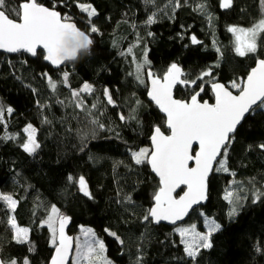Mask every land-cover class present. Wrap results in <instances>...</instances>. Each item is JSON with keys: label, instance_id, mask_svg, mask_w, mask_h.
<instances>
[{"label": "trees", "instance_id": "trees-1", "mask_svg": "<svg viewBox=\"0 0 264 264\" xmlns=\"http://www.w3.org/2000/svg\"><path fill=\"white\" fill-rule=\"evenodd\" d=\"M36 1L71 17L92 34L94 46L91 55L59 70L44 61L42 51L36 58L0 53V104L13 109L11 116L5 111L7 122L0 123V192L17 201L14 212L0 201L3 259L49 263L55 246L42 221L54 205L69 218L72 235L81 225L93 227L105 242L108 258L117 264H264V196L253 202V195L245 190L251 185L264 189V149L259 147L264 144V107L256 108L234 135L227 150L228 172L214 171L207 205L188 220L202 228L197 217L202 212L221 225L211 235L212 246L200 249L195 260L186 255L176 227L144 220L159 181L147 161L136 164L132 157L150 145L155 126L166 131L165 117L147 98V80L140 74L137 79L141 54L146 52L147 68L159 75L179 63L188 80L211 71L214 81H244L257 59L264 58V32L257 51L241 57L229 28L251 27L259 21L264 15L261 0H232L227 9L220 6L221 0H180L175 10V0L173 5L169 0ZM21 2L7 0V6ZM78 4H90L96 15L89 18ZM198 4H204L206 12L198 11ZM153 13L155 22L146 24ZM92 25L97 32L91 33ZM193 36L199 43L192 42ZM64 73H68L66 83ZM94 80L109 90L115 103L108 104L104 92L95 90L82 94L90 112L76 108L72 91ZM209 85L204 86L201 99L213 101ZM198 90L179 86L175 96L187 100ZM93 104L97 107L92 108ZM28 124L36 128L40 145L33 154L14 139L4 138ZM81 176L90 197L80 191ZM230 185L242 186L240 191L247 196L232 218L225 199ZM12 215L29 229L28 242L14 239Z\"/></svg>", "mask_w": 264, "mask_h": 264}, {"label": "snow or ice", "instance_id": "snow-or-ice-1", "mask_svg": "<svg viewBox=\"0 0 264 264\" xmlns=\"http://www.w3.org/2000/svg\"><path fill=\"white\" fill-rule=\"evenodd\" d=\"M145 2L153 3L154 0H145ZM169 5H173V0H169ZM231 5L232 0H221L222 8L227 9ZM261 5L262 11H264V0H261ZM179 6H181L180 0H175L173 10ZM78 7L81 11L86 12L89 18L96 15V10L90 4H78ZM197 10L206 12V7L204 4H198ZM70 20L71 17L65 15L62 18L59 12L38 4L36 0H22L17 7L11 8L7 6V0H0V50L9 53L23 51L32 56H37L38 51H42L44 52L43 59L53 65L73 61L79 49L87 47L93 41L89 35L85 36L75 23L69 22ZM154 22L155 13L145 21L146 24ZM89 23H91L90 20ZM97 31L98 29L92 25L91 32ZM229 31L235 35L236 54L244 57L257 51L258 36L264 32V19L252 28L244 29L232 26ZM192 42L199 43L195 36L192 37ZM131 51L129 48L128 52L131 53ZM148 63L145 52L143 63L137 65V79H140L139 73L143 65ZM147 75L151 80L148 95L166 114L167 128L170 134L165 135L157 126L151 137L153 149L142 148L138 152L132 153L136 164L145 161L150 163L160 180L159 190L154 194V206L147 210V214L143 218L145 221L151 218L156 222L169 220L175 224L188 214L194 204L206 198L205 181L209 171L212 170L213 163L219 164L216 171H228L226 167L227 150L234 138L237 125L240 124L245 113L254 106L264 107V59L257 61L256 67L251 69L246 81L242 84L236 81L232 82L231 87L238 90V95H234L224 84L213 81L211 89L215 97L214 104H210L208 101L201 103L198 99L205 91V87L203 84L198 85L197 81H203L205 77H212L211 71L201 73L195 80H188L182 69L176 64H172L163 77L156 76L151 71H148ZM67 76L68 73H64L65 83ZM140 82L144 81L141 79ZM49 84L55 90L56 84L50 78ZM176 85L193 89L198 87L199 90L194 91L188 101L178 100L174 99L172 94ZM93 91L92 85L88 83H85L79 90H73L71 95L74 106L90 112L85 107L82 94H91ZM104 96L107 98L108 104L115 103L107 89L104 90ZM96 107V104L92 105V108ZM5 111L11 114L13 109L10 107L5 109L0 104V123H3ZM120 119L124 120L125 117L121 114ZM45 122L47 121L45 120ZM93 123L97 124L99 128L104 127L103 124H99L95 120ZM24 132L27 134V140L21 147L30 154L34 153L40 147L35 138L36 129L28 124ZM4 138L14 139L15 137L6 135ZM259 147L264 149V144ZM189 162L194 166L190 167ZM72 179L73 177L69 176V180ZM78 183L80 191L90 197L91 194L87 191L84 177L81 176ZM181 185L186 186L187 191L178 199L174 198L173 192ZM253 196L255 199H260L261 196H264V192L257 189L253 192ZM127 199L131 200L130 197ZM225 199L233 205L229 215H235L241 197L228 192ZM0 201L5 202L7 207L14 212L17 201L11 195L0 194ZM68 220L69 218L63 216L53 205L48 218L42 221V224H46L51 232V243L56 246V255L53 256L51 264H67L73 240L72 237L65 235V225ZM9 223L16 232L14 239H17L19 243L25 242L29 230L19 228L14 216L9 217ZM204 223L207 228L206 233L197 231L195 224L175 229L181 237V243L184 244L186 255L193 260L200 249L212 246L211 234L221 227L207 217L204 218ZM81 231L87 239L83 243L76 244L72 264H82V262L111 264V261L103 255L105 252L104 243L95 236V232L91 228L84 229L83 227ZM106 231L108 230L106 229ZM109 234L116 236L115 233ZM116 238L119 239V237ZM0 264H4V262H0ZM11 264H16V261H11ZM24 264H29L27 259Z\"/></svg>", "mask_w": 264, "mask_h": 264}, {"label": "water", "instance_id": "water-1", "mask_svg": "<svg viewBox=\"0 0 264 264\" xmlns=\"http://www.w3.org/2000/svg\"><path fill=\"white\" fill-rule=\"evenodd\" d=\"M36 2H37V1H36ZM37 3H38V2H37ZM38 4H40V3H38ZM41 5H43V4H41ZM43 6H44V7H47V6H45V5H43ZM47 8H49L50 10H55V11L59 12L57 9L50 8V7H47ZM59 13H60V12H59ZM60 14H61V13H60ZM61 17H62V14H61ZM62 18H63V17H62ZM69 22H71V23H75L74 21H69ZM75 24H76V23H75ZM76 26H77L78 29H80L81 31H83L84 33H86L87 35H89V38L93 41L92 34L87 33L85 30H82L77 24H76ZM93 46H94V41H93V44L91 45V49L93 48ZM39 52H40V51H38V53H39ZM0 53H4V54H6V55H19V54H21V53H24V54H26V55L31 56L32 58H36V57L38 56V54H37V56H32L30 53L23 52V51H22V52H18V53H9V52H7V51H5V50H0ZM43 53H44V52H43ZM260 59H264V58H259V59H257V61L260 60ZM44 61H45V60H44ZM257 61L255 62V65H254L252 68L256 67ZM45 62H46L48 65H50L54 70H59V69L65 67L67 64H71V63H74V62H76V61L66 62V63L61 64V65H53V64H51L50 62H47V61H45ZM174 64H176L180 69H182V71H183V73H184V69H183V67H182L179 63H174ZM252 68H251V69H252ZM148 71H151L152 73H154L156 76H159V77H163V75H164L165 73H164L163 75H159V74H156V73L153 71L152 68H147V70H146V79H147V83H148L147 98H148V100H149V101H150V102H151V103H152V104L158 109V111H159V112L165 117V129H166V131H165L161 126H159V125H157V126H159V127L161 128V131L164 132L165 135H169L170 132H169V130H168V128H167L166 114H165V113L159 108L158 105H156V103H155V102L149 97V95H148V92H149V90H150V88H151V80H150V78H149L148 75H147ZM250 71H251V70H250ZM250 71H249V73H250ZM249 73H248V74H249ZM247 76H248V75H247ZM247 76H246V78L244 79V81H246ZM181 78L183 79L184 77H181ZM244 81H243V82H244ZM212 82H213V81H212ZM212 82H210V85H209L210 89H211V83H212ZM214 82L224 84L226 87H228V85H227L225 82H223V81H214ZM179 86H181V87H185V86H183V85H176V86L173 88V90H172L173 98H174V99H178V100H183V99L177 98V97L175 96L176 89H177ZM228 88H229V87H228ZM229 90L232 91L234 95H238V94H239V92H234V91L231 90L230 88H229ZM202 94H203V93H202ZM202 94H201V96H202ZM211 94L213 95V91H212V89H211ZM201 96L198 97V99L200 100L201 103H202L203 101H208L210 104H214V103H215V97H214V95H213V98H214L213 101H210L209 99H201ZM189 99H190V98H189ZM189 99H187V100L185 99V101H188ZM256 108H258V107H257V106H254L252 109H250L249 112L245 113V115H244L243 119L241 120L240 124L237 125V128H236V131H235L234 135L237 133V131H238L239 128L242 126V124L244 123V121L248 118V116H250V115L252 114V112H253ZM157 126H155V127H157ZM155 127H154V128H155ZM153 133H154V129H153ZM153 133H152V135H153ZM152 135H151V137H152ZM151 137H150V139H149V142H150V146H151V150H152V149H153V144H152ZM221 158H222V157H221ZM147 163H148V162H147ZM148 165H149V167H150V169H151V172H152V173L155 175V177L158 179V181H159V187H160V180H159L158 175H157V174L155 173V171L152 169L151 164L148 163ZM189 166H190V167H193L194 164H192L191 162H189ZM216 166H217V164L214 162V163H213L212 170L209 171L208 176H207V178H206V181H205V183H206L205 197H206V198H205V199L199 201V203H197V204H194V205L189 209L188 214L185 215V216L183 217L182 220L177 221L175 224H173V223H172L171 221H169V220H161V221H159V222H156V221H154L153 219L150 218V219L152 220L153 224L156 225V226H158V225H168V226H170V227H177V226H179V225H181V224L187 222V221L189 220V218L191 217V215L194 213V211H195L196 209H199L200 207L206 206L207 203H208V201H209V192H210V190H209V189H210L209 182H210V179H211V177H212V175H213V173H214V171H215V169H216ZM158 190H159V188H158ZM158 190H157V192H158ZM185 191H187L186 186L181 185L179 188H177V189L173 192L172 195H173L174 198H177V199H178L179 196L183 195ZM153 206H154V198H153V204H152L151 207H153ZM70 225H71V222H70V220H68V221L66 222V225H65V235H66V236H70V237H72L73 240H72V248H71V250L69 251L68 258H67V264H72L73 253H74V250H75V237H74V235H72V234L70 233V231H69V230H70ZM57 227H58V224H57ZM55 255H56V246L54 247V251H53V253H52V256H51V258H50L48 264H51L52 258H53V256H55ZM0 262H4V264H6L5 261H4V259H3V257H2L1 255H0Z\"/></svg>", "mask_w": 264, "mask_h": 264}, {"label": "rangeland", "instance_id": "rangeland-1", "mask_svg": "<svg viewBox=\"0 0 264 264\" xmlns=\"http://www.w3.org/2000/svg\"><path fill=\"white\" fill-rule=\"evenodd\" d=\"M262 19H264V15H263V17L260 19V20H262ZM259 20V21H260ZM259 21H257L255 24H257ZM254 24V25H255ZM254 25H252L251 27H241V26H236L237 28H244V29H248V28H252ZM92 33V32H91ZM232 33V32H231ZM233 34V39H234V43H235V35H234V33H232ZM261 35V34H260ZM260 35L258 36V39H257V45H258V40H259V37H260ZM257 49H258V46H257ZM250 54H254V53H250ZM142 56H141V58H140V61H138V64H142L143 63V61H144V59H145V53H142L141 54ZM146 59H147V56H146ZM137 64V65H138ZM105 65V63H100V65L99 66H104ZM148 67V65L147 64H144L143 65V68L141 69V71H140V75L142 76V78H144L145 77V79H146V69L145 68H147ZM136 71H137V69H136ZM147 80V79H146ZM205 80V82H204V86L206 85V83H210V82H212V81H214L211 77H206V79H204ZM236 82H238V83H243V79H239V81H236ZM88 84H90V85H92V87H93V89H94V91L95 90H103V86L101 85V84H99L97 81H91V82H89ZM231 84H232V82H230V83H228L227 85H228V87L231 89V90H233L234 92H238V90L237 89H234V88H232L231 87ZM83 87V86H82ZM107 89V88H106ZM93 91V92H94ZM109 91V90H108ZM84 94V93H83ZM13 113V112H12ZM11 113V114H12ZM8 114V113H7ZM11 114H8V116H11ZM3 122L4 123H6L7 122V119H6V117H5V113H4V117H3ZM33 126V125H32ZM34 127V126H33ZM35 128V127H34ZM36 129V128H35ZM91 129V128H90ZM93 135V134H92ZM35 138H36V141L38 142V140H37V130H36V136H35ZM142 148H147V149H149V150H151V146L150 145H147V146H143V147H141V149ZM38 149H36V151H37ZM35 151V152H36ZM34 152V153H35ZM138 152V151H137ZM227 166V165H226ZM219 167V164H217V166H216V168H218ZM220 171H223L224 172V170H220ZM226 172H228V171H226ZM236 186L237 185H234L233 186V188H231V185L226 189V191H225V195L228 193V192H232L233 193V195L234 196H239V197H241V199H240V201H239V208H238V210H237V212L242 208V206L245 204V202H246V200H247V196L245 195V193H241V191H240V189L242 188L243 189V187L242 186H240V187H237L236 188ZM257 189H259L261 192H264V189H260V188H257V187H255L254 185H251L250 186V188L248 189V188H245V190H248V192L251 194V195H253V192L255 191V190H257ZM253 191V192H252ZM247 193V192H246ZM13 198V197H12ZM14 199V198H13ZM253 199L254 200H257V199H255V197L253 196ZM15 200V199H14ZM228 201V205H227V208H228V217L229 218H232L234 215H232V216H230L229 215V212H230V210H231V208L233 207V205L229 202V200H227ZM237 212H236V214H237ZM50 213V212H49ZM235 214V215H236ZM12 216H14V215H12ZM48 216H49V214H48ZM48 216L45 218V220L48 218ZM199 216V217H198ZM197 217L199 218V221H200V224L202 225V228H200V226H199V224L198 223H193V222H186V223H183V224H181V225H179V226H177V227H188V226H190V225H192V224H195L196 226H197V231H199V232H207V228H206V226H205V223H204V218L205 217H207V218H209L210 220H214L216 223H218L219 225H220V223L218 222V221H216L213 217H208V216H206L204 213H202V212H199L198 213V215H197ZM15 222H16V225L19 227V228H27V227H22V226H20L19 224H18V222L15 220ZM58 224V223H57ZM46 225V224H45ZM221 226V225H220ZM82 227L84 228V229H88V228H91L94 232H95V236L97 237V238H99L100 240H102L103 241V239L96 233V231H95V229L93 228V227H91V226H88V225H81L80 227H79V231L74 235V237H75V250H76V244L77 243H83V241L85 240V239H87V237H85L84 235H83V233H82V231H81V229H82ZM176 227V228H177ZM175 228V229H176ZM28 229V228H27ZM14 230V229H13ZM29 230V229H28ZM51 233V232H50ZM16 235V232H15V230H14V236ZM212 235V234H211ZM29 236H30V234H29V231H28V233H27V239H26V241L24 242V243H26V242H28L29 241ZM17 240V239H16ZM210 242H211V237H210ZM103 243H104V246H105V252L103 253V255L104 256H106L107 257V259L109 260V261H111V264H117V263H115L114 261H112L110 258H108V256H107V248H106V245H105V242L103 241ZM75 250H74V253H73V256L75 255ZM27 259V261L29 262V259L28 258H26ZM16 261V264H24V261H25V259L24 260H22V262H19V261H17L16 259H14V258H11V259H4V261H5V263L6 264H11V261ZM29 264H30V262H29ZM82 264H86V262H82Z\"/></svg>", "mask_w": 264, "mask_h": 264}, {"label": "bare ground", "instance_id": "bare-ground-1", "mask_svg": "<svg viewBox=\"0 0 264 264\" xmlns=\"http://www.w3.org/2000/svg\"><path fill=\"white\" fill-rule=\"evenodd\" d=\"M54 9H56V8H54ZM62 17H63V15H62ZM89 82H91V81H87L85 83H89ZM103 87H104L103 90H96V91H103L104 92V90L106 89V87L105 86H103ZM24 129L21 128V129H19V131H14V132L11 133V135L15 137L14 140L17 142V144L20 146L21 149H24V148L21 147V145L24 144L26 142V140H27V134L24 132ZM31 154H33V153H31ZM0 194H2V193L0 192Z\"/></svg>", "mask_w": 264, "mask_h": 264}, {"label": "clouds", "instance_id": "clouds-1", "mask_svg": "<svg viewBox=\"0 0 264 264\" xmlns=\"http://www.w3.org/2000/svg\"><path fill=\"white\" fill-rule=\"evenodd\" d=\"M84 35L87 36L86 33H84ZM92 44H93V42L88 44L87 47H83V48L79 49V51L77 52L76 56L73 58V61H78L83 56L91 55V45Z\"/></svg>", "mask_w": 264, "mask_h": 264}]
</instances>
